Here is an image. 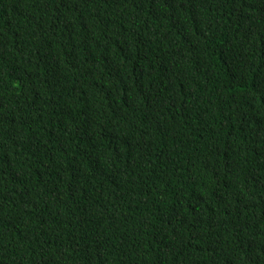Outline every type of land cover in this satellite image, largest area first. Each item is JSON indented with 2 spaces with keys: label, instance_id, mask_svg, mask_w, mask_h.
Returning <instances> with one entry per match:
<instances>
[{
  "label": "trees",
  "instance_id": "obj_1",
  "mask_svg": "<svg viewBox=\"0 0 264 264\" xmlns=\"http://www.w3.org/2000/svg\"><path fill=\"white\" fill-rule=\"evenodd\" d=\"M0 264H264V0H0Z\"/></svg>",
  "mask_w": 264,
  "mask_h": 264
}]
</instances>
